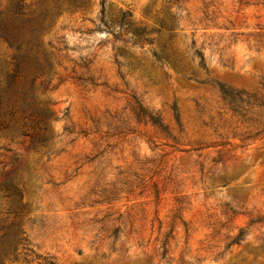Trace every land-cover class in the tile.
Instances as JSON below:
<instances>
[{
	"label": "rangeland",
	"instance_id": "374dc122",
	"mask_svg": "<svg viewBox=\"0 0 264 264\" xmlns=\"http://www.w3.org/2000/svg\"><path fill=\"white\" fill-rule=\"evenodd\" d=\"M17 4L0 264H264V0Z\"/></svg>",
	"mask_w": 264,
	"mask_h": 264
},
{
	"label": "trees",
	"instance_id": "16d2710c",
	"mask_svg": "<svg viewBox=\"0 0 264 264\" xmlns=\"http://www.w3.org/2000/svg\"><path fill=\"white\" fill-rule=\"evenodd\" d=\"M23 14L24 13L22 11L21 4H17L13 12L9 13L7 17L0 20V38L6 41L10 46H14L15 49L20 48L21 42L24 40L25 34L27 32L31 33L34 31V28L26 27L28 20H23L22 18ZM124 15L125 14L122 15L121 19H124ZM24 64H26L25 67L29 68V66H27V64H29L27 59H25L24 61L22 59H18L15 56L14 70H13L14 74L10 75L8 85L4 87L0 85V112H1V105L4 102H7L8 103L7 106L8 107L11 106V107L4 110L3 114L13 116L15 112L18 111L20 113L21 118L29 117L30 121L33 124V127L37 129L36 132L31 134L30 141L33 145L39 144L42 146L44 143V139H41V137H39V134L41 130L46 131L47 129L48 117H47L46 112L43 109H35L33 107V102L24 103L25 105L23 108L14 110L13 109L14 103H12V99L10 98L14 95L13 94L10 95L8 93V91L12 88L11 86L15 82V77L18 73V69L20 68V65L23 66ZM39 67L44 68V65L40 64ZM2 124L5 125V122L0 121V125ZM24 135H27V133H24ZM241 235H242V231L240 230L237 235L231 238L230 243H235L239 241V239H241L240 238ZM48 264H52V263H48Z\"/></svg>",
	"mask_w": 264,
	"mask_h": 264
}]
</instances>
